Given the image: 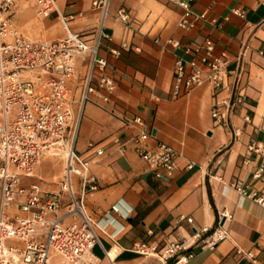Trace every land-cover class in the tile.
<instances>
[{"label": "crops", "instance_id": "0c3cea01", "mask_svg": "<svg viewBox=\"0 0 264 264\" xmlns=\"http://www.w3.org/2000/svg\"><path fill=\"white\" fill-rule=\"evenodd\" d=\"M93 2L55 0L49 16L37 17L33 0H17L12 20L33 40L59 39L65 26L91 39L102 24L108 35L101 40L99 55L107 60V72L117 85L109 102L91 95L93 101L81 108L88 61L78 62L70 83L72 139L98 184L84 196V213L98 225L100 243L93 253L99 264H164L155 256L133 252L137 241L158 247L183 242L180 254L191 255L183 264H264V206L252 198L264 196V174L253 177L262 157L249 149L252 144L264 146V3L195 0L193 12H206V18L184 30L178 26L181 9L171 0H108L105 15ZM121 9L129 13V22L116 19ZM206 38L214 41L216 52L227 53L228 71L237 69L240 58L237 83L230 76L220 92L203 85L174 97L176 58L198 57L184 49H194ZM112 50L119 55L113 56ZM97 77L95 71L94 82ZM239 96L241 102H236ZM224 99L235 102L229 112L221 103ZM216 107L225 112L224 124L211 116ZM135 116L151 130L149 145L163 142L183 154L170 180L155 178L134 152L129 140L137 130L124 120ZM122 143H127L124 151L119 149ZM54 160L43 159L32 177H22V186L57 189L63 165ZM72 183L79 197L81 178L73 177ZM239 189L251 197L242 196ZM8 211L11 217L25 215L16 205ZM203 227L209 231L196 235ZM217 227L228 236L209 248V234ZM49 264H60V259L53 257Z\"/></svg>", "mask_w": 264, "mask_h": 264}, {"label": "built area", "instance_id": "2783aa9c", "mask_svg": "<svg viewBox=\"0 0 264 264\" xmlns=\"http://www.w3.org/2000/svg\"><path fill=\"white\" fill-rule=\"evenodd\" d=\"M33 1L37 17H47L55 10V0ZM171 1L181 9L180 28L188 30L205 20L206 12H193L195 0ZM259 1L264 3V0ZM16 2L0 0V264H49L53 257H58L60 264H99V258L93 253L94 246L100 243L98 225L84 213V196L96 190L98 184L72 139L74 101L70 83L78 62L88 61L81 108L87 101H93L91 95H96L101 103L109 102L117 85L107 72V60L99 55L101 40L108 35L103 33L101 24L91 39H85L66 26L64 36L59 39H28L12 20ZM93 6L101 8L105 15L108 0H94ZM232 12L244 16L239 9H232ZM116 19L127 23L130 15L121 9ZM173 45L179 47L177 42ZM184 52L199 55L188 60L176 58L174 97L203 85H208L214 93L220 92L226 88L230 76L237 83L242 71L240 58L238 70L228 71V55L225 51L216 52L212 39L206 38L201 45L185 48ZM111 53L115 57L119 55L118 50ZM95 71H98L96 82L93 81ZM236 102H241L240 96ZM221 103L229 112L235 102L224 99ZM211 116L218 124L226 121L225 112L217 107ZM124 122L137 130L129 142L149 172L159 180H170L179 161L184 160L183 154L163 142L149 145L151 130L140 116ZM126 145L122 143L119 149L124 151ZM249 149L262 157L253 175L260 178L264 174V146L252 144ZM97 154H102V150ZM47 157L63 165L57 189L38 184L22 186V177H32L35 168ZM187 167H191V162ZM75 176L81 178L79 197L72 183ZM239 191L242 196L251 197ZM252 198L264 206V196L253 194ZM13 205L25 215L11 217L8 209ZM111 210L117 212L118 208L112 206ZM186 219L192 222L191 218ZM208 231L203 227L196 235ZM227 236L226 230L217 227L210 232L206 245L213 248ZM131 250L139 256H155L164 264H183L191 257L180 254L185 250L183 242L158 247L148 241H137Z\"/></svg>", "mask_w": 264, "mask_h": 264}, {"label": "rangeland", "instance_id": "374dc122", "mask_svg": "<svg viewBox=\"0 0 264 264\" xmlns=\"http://www.w3.org/2000/svg\"><path fill=\"white\" fill-rule=\"evenodd\" d=\"M54 161H59V160L56 159V160H54Z\"/></svg>", "mask_w": 264, "mask_h": 264}, {"label": "water", "instance_id": "95a60500", "mask_svg": "<svg viewBox=\"0 0 264 264\" xmlns=\"http://www.w3.org/2000/svg\"><path fill=\"white\" fill-rule=\"evenodd\" d=\"M154 133V132H153Z\"/></svg>", "mask_w": 264, "mask_h": 264}]
</instances>
